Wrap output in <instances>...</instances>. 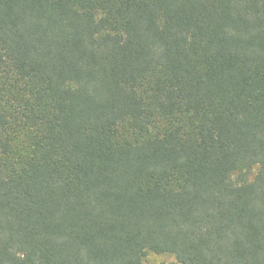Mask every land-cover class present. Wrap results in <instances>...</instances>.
Masks as SVG:
<instances>
[{
  "label": "trees",
  "instance_id": "obj_1",
  "mask_svg": "<svg viewBox=\"0 0 264 264\" xmlns=\"http://www.w3.org/2000/svg\"><path fill=\"white\" fill-rule=\"evenodd\" d=\"M264 264V0H0V264Z\"/></svg>",
  "mask_w": 264,
  "mask_h": 264
},
{
  "label": "rangeland",
  "instance_id": "obj_2",
  "mask_svg": "<svg viewBox=\"0 0 264 264\" xmlns=\"http://www.w3.org/2000/svg\"><path fill=\"white\" fill-rule=\"evenodd\" d=\"M147 264H169L174 262V258L170 255H156L149 253L144 258Z\"/></svg>",
  "mask_w": 264,
  "mask_h": 264
}]
</instances>
